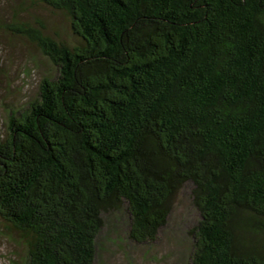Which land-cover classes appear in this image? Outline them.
<instances>
[{"label": "trees", "instance_id": "16d2710c", "mask_svg": "<svg viewBox=\"0 0 264 264\" xmlns=\"http://www.w3.org/2000/svg\"><path fill=\"white\" fill-rule=\"evenodd\" d=\"M28 3L67 29L8 27L52 67L0 139V233L23 264L152 245L183 193L180 264H264V0Z\"/></svg>", "mask_w": 264, "mask_h": 264}, {"label": "rangeland", "instance_id": "374dc122", "mask_svg": "<svg viewBox=\"0 0 264 264\" xmlns=\"http://www.w3.org/2000/svg\"><path fill=\"white\" fill-rule=\"evenodd\" d=\"M29 0H0V139L6 132V123L10 111L17 105H23L37 94L40 80L48 75L51 66L22 34H12L8 27L16 20L30 22L41 21L48 33L65 35L67 20L60 14H53L42 8L34 7ZM9 112V113H8ZM180 195L167 226L173 227L171 233L165 230L152 245H134L121 239L113 244L107 242V250L98 257L97 264H180V254L189 246L187 234L177 221L186 215L191 224L196 218L188 206V197ZM184 207L189 209H184ZM189 224V226H190ZM168 227L166 231H169ZM24 250L21 245L0 233V264H23Z\"/></svg>", "mask_w": 264, "mask_h": 264}]
</instances>
